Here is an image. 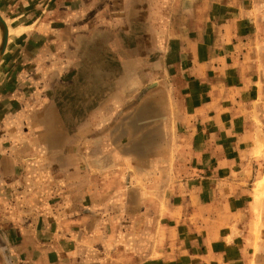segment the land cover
Returning <instances> with one entry per match:
<instances>
[{"label":"crops","instance_id":"1","mask_svg":"<svg viewBox=\"0 0 264 264\" xmlns=\"http://www.w3.org/2000/svg\"><path fill=\"white\" fill-rule=\"evenodd\" d=\"M31 1L1 60L39 69L0 76V264H232L234 226L264 264V0Z\"/></svg>","mask_w":264,"mask_h":264},{"label":"rangeland","instance_id":"2","mask_svg":"<svg viewBox=\"0 0 264 264\" xmlns=\"http://www.w3.org/2000/svg\"><path fill=\"white\" fill-rule=\"evenodd\" d=\"M0 6L4 10V13L6 14V18L9 21L10 25V36L11 41L13 44L15 43V36L22 30L20 24L22 22L31 21V17L28 15L31 13L32 9V1L31 0H19L18 3H10L7 7L1 3L0 0ZM27 14V15H26ZM1 20V17H0ZM19 30H17L18 28ZM3 24L0 22V39L3 34ZM17 30V31H16ZM253 41H256V37L253 36ZM28 45L30 46L31 43L28 41ZM13 46V45H12ZM21 50V48H18ZM14 49V47H11L10 50V56L11 59L8 63L1 61L3 57H5L8 53V51L4 52L2 56L0 57V76H12V83L15 85V77L16 76H37L36 73H38V69L36 65H34L31 61V51L30 47L29 50L27 49L28 54H17V50ZM251 54V51H250ZM18 56V59L17 57ZM6 63V64H5ZM37 70V71H36ZM41 69L40 71H42ZM27 87V86H25ZM259 93H258V104L260 107V113L263 116L262 118H255L254 116L250 118V115L248 116V136L247 140H249L248 148L251 149L252 157H250L249 160H251L248 171L249 174L251 173V179L250 183H248L249 187H253L254 190V196L257 198L256 200H259L258 206L261 208V204L264 203V78L263 82H259L258 84ZM249 157V155H248ZM261 200V202H260ZM264 208V205L262 206ZM254 207L252 213L255 214ZM264 211V210H262ZM261 213V212H260ZM263 213V212H262ZM237 214V215H236ZM235 218L237 219L238 223L240 222L241 216H239L238 212L235 213ZM233 232L231 234V238H234L235 236L238 238L234 241H232L231 247H228L227 250L230 249V254L232 260V264H240L246 263L248 261L249 264H255L256 261L254 257L256 256V248H255V230L257 232V229L253 226H248V229H246L244 226H234ZM243 236L245 238H248L249 240L246 242L241 243L239 240V236ZM229 236V235H228ZM229 238V237H227ZM226 245V243H225ZM247 246V247H245ZM216 250H222L225 246L222 243H215ZM246 250V252H245ZM173 251V249H169V252ZM248 257V260L245 258Z\"/></svg>","mask_w":264,"mask_h":264},{"label":"water","instance_id":"3","mask_svg":"<svg viewBox=\"0 0 264 264\" xmlns=\"http://www.w3.org/2000/svg\"><path fill=\"white\" fill-rule=\"evenodd\" d=\"M5 16L6 14L4 13V10L0 6V17H1L0 22L3 24V27H4L3 34L0 39V57L4 53L7 43H8V39L10 37V25H9V21L7 20Z\"/></svg>","mask_w":264,"mask_h":264}]
</instances>
